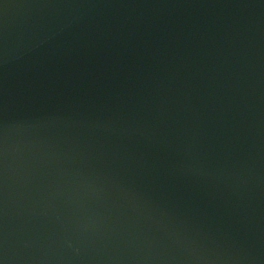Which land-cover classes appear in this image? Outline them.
Returning a JSON list of instances; mask_svg holds the SVG:
<instances>
[{
  "label": "water",
  "instance_id": "95a60500",
  "mask_svg": "<svg viewBox=\"0 0 264 264\" xmlns=\"http://www.w3.org/2000/svg\"><path fill=\"white\" fill-rule=\"evenodd\" d=\"M0 264H264V0H0Z\"/></svg>",
  "mask_w": 264,
  "mask_h": 264
}]
</instances>
